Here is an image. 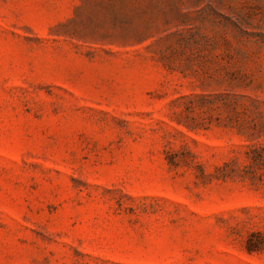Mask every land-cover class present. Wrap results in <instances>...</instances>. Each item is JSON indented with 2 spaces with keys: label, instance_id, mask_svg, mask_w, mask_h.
Instances as JSON below:
<instances>
[{
  "label": "rangeland",
  "instance_id": "1",
  "mask_svg": "<svg viewBox=\"0 0 264 264\" xmlns=\"http://www.w3.org/2000/svg\"><path fill=\"white\" fill-rule=\"evenodd\" d=\"M0 264H264V0H0Z\"/></svg>",
  "mask_w": 264,
  "mask_h": 264
},
{
  "label": "trees",
  "instance_id": "2",
  "mask_svg": "<svg viewBox=\"0 0 264 264\" xmlns=\"http://www.w3.org/2000/svg\"><path fill=\"white\" fill-rule=\"evenodd\" d=\"M263 243V242H262ZM260 244V246L259 247H261V245H263V244ZM254 251H257V250H252V249H247V252L250 254V253H252V252H254Z\"/></svg>",
  "mask_w": 264,
  "mask_h": 264
}]
</instances>
